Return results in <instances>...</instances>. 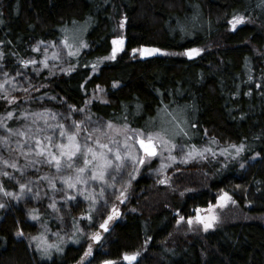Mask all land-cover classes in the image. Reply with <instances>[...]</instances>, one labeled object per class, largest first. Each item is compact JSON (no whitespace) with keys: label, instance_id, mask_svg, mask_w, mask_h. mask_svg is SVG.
<instances>
[{"label":"trees","instance_id":"16d2710c","mask_svg":"<svg viewBox=\"0 0 264 264\" xmlns=\"http://www.w3.org/2000/svg\"><path fill=\"white\" fill-rule=\"evenodd\" d=\"M234 15L246 19L232 31ZM85 23L88 48L72 56L64 71L42 70V84L31 97L9 91L18 98L14 104L0 99V116L14 114L7 120L9 127L25 129L33 119L39 124L31 114L51 111L53 125L111 120L146 132L164 129L177 145L208 147L206 139L213 138L218 146L244 144V150L223 156L210 146L214 157L206 153L207 158L186 163L172 161L166 151V158L134 164L120 187H105L103 196L96 183L79 186L87 191L79 193L74 205L61 199L67 193L53 192L42 179L57 178L56 188L61 189L58 176L74 175V170L57 173L54 165L38 163L20 172L0 163V170L15 176L0 177L8 191L31 182L40 200L39 215L31 220L12 197L0 192V264H101L105 259L128 264L122 259L125 252L139 253L133 264H264V0H0V53L7 62L28 60L41 41L61 40L66 30ZM114 37H123L125 44L110 59ZM142 47L167 54L132 51ZM190 48L203 51L189 57L184 53ZM99 85L106 98L87 104L88 93ZM35 130L33 126L31 132ZM7 134L0 127V136ZM16 137L12 134L7 146L0 144V157L24 167ZM252 155L258 158L248 165ZM159 158L163 162L158 164ZM161 164L166 167L158 171ZM92 189L94 203L86 198ZM74 191L78 193H70ZM121 192L125 200L119 198ZM220 192L232 197L233 216L226 211V219L207 231L202 224L189 225L187 218L209 203L215 205ZM53 198L68 213L62 219L69 221L72 233L63 244L54 243L62 251L52 248L44 254L31 237L39 235L40 227L64 231L49 211ZM113 205L121 218L104 247L97 246L82 260L87 239L78 229L98 228ZM180 216L185 220L177 223ZM21 229L23 235H17Z\"/></svg>","mask_w":264,"mask_h":264},{"label":"snow or ice","instance_id":"6c2138e0","mask_svg":"<svg viewBox=\"0 0 264 264\" xmlns=\"http://www.w3.org/2000/svg\"><path fill=\"white\" fill-rule=\"evenodd\" d=\"M246 17L243 15H234L230 21V24L233 29L236 28L238 24L244 23ZM123 27V24H121ZM40 43H44L41 41ZM67 45V40H65ZM111 56L110 59H115L117 52L122 50L124 44L123 37H116L113 39ZM71 47V45H67ZM86 47L87 45H83ZM53 47L55 45L53 44ZM36 51H40L37 46ZM45 51V57L42 61L44 67H48V58H47V49ZM134 53L139 52L141 56H151L155 53H160L163 50L159 48H147L142 47L141 49H133ZM203 49L190 48L185 50V55L189 57L198 55ZM70 55H75V52L69 53ZM2 55V54H0ZM53 58L59 59V54L56 52L52 53ZM107 59V58H106ZM21 64L24 68H27L30 64H36V61L33 59L22 60ZM69 68L66 71H71ZM64 71V69H62ZM5 77H8V73H3ZM17 75H22V73L17 72ZM13 78L9 77L4 81H0V89L4 90V94L0 95V99H4L7 104L12 105L18 99L15 96H9L8 91L5 87L6 84L10 82ZM16 85L13 84V87ZM115 86V82H114ZM27 91V89H24ZM13 112L9 111L5 116H0V127L6 129L7 135L0 136V144L7 146L10 141V136L12 134L22 137V140H17V148L20 149L18 155H21L25 158L26 164L24 167H20L17 161L10 162L8 159L0 157V163L5 166H9L12 169H18L20 172H24L27 167H34L35 164L45 163L48 165H54L57 173H61L67 169L74 170V175H59L58 179L64 185L63 188H56V179L55 177L49 178L47 176L42 179L48 180V186L53 190V192L61 191L67 193L62 196V200H72L76 197L71 195L70 190H76V192L83 194V191H87V188L83 190L79 186H87L92 183H96L100 189V195L103 196L105 191V186H108V181L111 179L113 182L117 179L118 176L122 175L123 169L128 162L135 164H145L146 160L150 161L153 157L163 156L164 151L166 150L169 153V158L172 161L177 159L176 156L172 155V151L178 146L169 138L168 132L164 129H161L157 132L145 131L144 129H132L128 124H114L113 121L109 120L107 122L99 124L97 127H93L91 131L88 130V123L86 121L73 120L70 125L65 124H49L48 123V114L41 113L36 114L32 113L33 117H38L43 119L44 127H40L36 119H33L31 125H27L25 129H13L7 124V120H10L13 117ZM24 117H28L30 114L28 112L21 113ZM53 118H55L53 116ZM90 120V118H88ZM35 126V133L31 132V128ZM71 129V130H70ZM51 130L54 134L47 135ZM182 131V130H181ZM58 133V135H56ZM180 132L173 133V135H179ZM187 135V133H183ZM83 136V140H81ZM118 137H123L122 140ZM106 140L107 142H104ZM45 141L47 143L45 144ZM66 141V142H65ZM131 141V143H130ZM138 147L142 151L143 155L133 154L130 150L131 148ZM231 148L235 150L233 153L234 156L239 155L241 151L244 150V144L239 146L233 144L230 145ZM188 151H185V149ZM179 150L183 153V156L180 157L182 162H187L190 159L207 158L206 153H211L214 157L216 154L211 152V149L207 146L203 148H198L196 145H179ZM225 155L228 154L227 150H222ZM30 156L42 157L43 159H29ZM82 160V165L77 166L76 161ZM166 165L161 164L162 170ZM241 167H244L241 164ZM0 177H7L8 179H15L13 173L8 171L0 170ZM160 183H168L167 179H161ZM130 183V181H128ZM19 192L8 191L4 185L3 180H0V192L3 195L8 197H14L17 200L25 197L29 194L39 197V193L32 192V188L28 186L27 183H19ZM124 193L121 192V196ZM90 202H95V189H92V195L86 197ZM232 200V197L228 192H223L220 196L217 197V204L213 205L209 203L207 209V215H199L200 209H197V215L195 217H188L187 223L192 225L193 223L202 224L205 231L215 226V223L218 221L219 217L215 213L214 209L216 207H222L224 203ZM106 203V201H105ZM234 203V201H233ZM4 207L3 203H0V208ZM54 210H57V203L53 198V202L49 205ZM36 210H33L35 212ZM118 214V209L113 205L112 213H110L103 223L99 225L100 229L108 231V224L115 215ZM32 219H37L36 215H32ZM88 219L91 220L92 216L89 214ZM185 220L184 216H180L177 223ZM78 231H83V229H78ZM17 235H23V230H18ZM93 241H100L101 234L100 232H95L90 237ZM31 240L37 241L36 247L39 250H42L44 254H47L50 249L56 248L58 251H62L57 244H49L46 237L33 236ZM93 244L89 243L87 250L84 252V256L88 257L92 254ZM139 256L138 252L133 253H123L122 259L127 261L128 264H133ZM101 264H117L116 260L105 259Z\"/></svg>","mask_w":264,"mask_h":264},{"label":"rangeland","instance_id":"374dc122","mask_svg":"<svg viewBox=\"0 0 264 264\" xmlns=\"http://www.w3.org/2000/svg\"><path fill=\"white\" fill-rule=\"evenodd\" d=\"M243 24L244 23L238 24L235 29H237L238 27H240ZM229 28L232 31L235 30V29L232 28L231 24H230ZM88 30H89V24L85 23V24H81V25H76V26H74L73 30L71 28H69L68 30L65 31V33L63 35V39H61V40L58 39L57 41H52V42H44V43H41L40 45H38L40 51H36L35 50L37 45L34 46L33 47V49H34L33 53L34 54L30 55L29 59L35 60L36 64H30L27 68H24L23 65L21 64V62L17 63V61L15 59L13 61H11V62H9V61L7 62L5 60V58L3 59V55H0V81H4V80L8 79L9 77L13 78L12 80H10V82L8 84L5 85L8 93H9V91L19 92L18 94H20V93L28 94V96L31 97L32 96V92L36 88L35 86L36 85L39 86L40 83L42 84V82L40 81L39 76H38L39 73L42 70H46V71L61 70L72 56H75V55L81 53L83 50H86V48H88V44L86 42L87 41L86 40V33L88 32ZM114 38H116V37H114ZM65 40H67V45H71V47L66 45ZM112 41H113V39H112ZM53 44L55 45V47H53ZM124 44H125V39H124ZM124 44H123V47H124ZM83 45H87V46L84 47ZM213 45H214V47H219L220 46L218 43L217 44H213ZM113 47H114V45L112 44V48ZM123 47H122V50H123ZM45 49H47L48 67H44V65L42 63V61L44 60V57H45V51H44ZM209 49H210V47H209ZM121 51L117 52L116 57L120 54ZM53 52H56V53L59 54V59L53 58V56H52ZM71 52H75L76 54L75 55H70L69 53H71ZM155 54L166 55L167 52L162 51L160 53H155ZM110 56H111V54H110ZM5 72L8 73V77H5L3 75V73H5ZM17 72L22 73V75H17ZM13 84H15L16 86L13 87ZM24 89H27V91H25ZM0 93L3 95L4 90L0 89ZM87 96H88V98L86 100L87 104H89L90 101L95 100V99H98V100L105 99L106 95H105L104 86L99 85V86L94 87L88 93ZM41 113H47L48 114V123L49 124L52 123V121H53L52 118H53L54 115H53V113L51 111H44V112L41 111ZM41 113L38 112L37 114H41ZM39 120H40L39 125H41V127H43L44 126L43 119H39ZM89 123H88V125H89L88 130L91 131V129L93 127H97V126H99V124L104 123V122L102 120L101 121L97 120V121H92V122H89ZM22 139H23L22 137H18L17 136L15 138V141L22 140ZM118 139L122 140L123 137L118 138ZM206 140H208L209 144H210V145H208V147L211 146L212 148H214L212 150L217 151V153L222 154L223 156H225L224 152L222 151L224 149L227 150V152H228L227 155H229V156H232L233 153L235 152V150L230 147V145H232V144H227V145H220L219 144V146H218V143H217L216 139H213V138H209L208 139L207 138ZM46 143L47 142H45V144ZM206 144L207 143H204V145H202L201 147L202 148L205 147ZM177 146L178 147L176 149H174L175 153H176L174 156H176V157L178 156L177 159L182 160L180 157L183 156V153L180 152L179 145H177ZM130 150L133 152V154L141 153V155H143L142 151L139 150V149L137 150V148L136 149L135 148H131ZM185 151H188V149L186 148ZM165 152H166V150L163 153L164 157H165ZM163 156H162V158H164ZM257 158H258V156L252 155L250 161L248 162V165H250V163L252 161H255ZM81 162H82V160L76 161L77 166H81V164H80ZM160 162H163L161 160V158L158 159V164ZM134 164L135 163L128 162L126 164V166L124 167V169H123L122 175L118 176L117 179L114 182L111 179H109L108 186H105V187H109L111 190H114L116 187L119 188L120 185H118V184H121V182H120L121 179L124 178L127 174H129V172L131 171V167ZM237 181H239V180H237ZM30 183H28V186H32V184H30ZM239 186H236V187L239 188ZM19 191H20V189L18 187L15 192H19ZM222 193L223 192H220V194H218L217 197L220 196ZM71 195H74L76 197L75 199L71 200L72 201V205H74L77 202V200H79L78 197H80L81 195H79V193L75 194V191ZM58 196H59L58 193L57 194L55 193V197L57 198ZM35 197L36 196L32 195V194H29V195H27L25 197H22L19 200H17L16 198L12 197L14 203L16 205L20 206L23 209V211L25 213H27L28 218L31 219V220H35V219H32V215H36V216L39 215L38 203H39L40 200L37 197L36 198ZM119 198L122 199V200H125V196L124 195L121 196V194H120ZM2 201H3V197H2V200H0V202L3 203ZM67 203L69 204V202H67ZM215 203L217 204V200L215 201ZM230 205L231 204L229 203V201H227L226 203H224V205L222 207L218 206V207H216L214 209L215 213L219 217L218 221H220L222 219H226L225 218L226 211H227L228 214H231V216H233V214H232V207L233 206L231 207ZM207 209L208 208L201 209L199 214L202 215V216L207 215L208 214L207 213ZM33 210H36V211L33 212ZM49 211H50L51 215L54 217V219L58 220L59 225L60 224L63 225L62 227H63L64 231L62 233H60V232H58V229H54L53 228V229L49 230V232H46V228L45 227H40L41 225L38 223L39 227L41 228L40 233H39L38 236L42 235L43 237H46L47 242L49 244H54L56 242H58V244H63L65 242V239H66V234H71L72 233V227H71V224L69 223V221H67V220L64 221L62 219V218H64V214H68V213L67 212H63V210H61V208H57V210H54V209L50 208ZM107 216H105V218H107ZM105 218H104V220H105ZM119 218H121V213L118 210V214L115 215L114 218L111 221H109V224H108V231L109 232H107V234H106V232L103 229H101V231H99L100 230L99 227L98 228H94V230H91V229L83 230L82 231V235H84L86 237V239H87L86 247H88L89 243H92L93 244L92 252L97 246L103 248L104 245H105L104 241L109 237V233L111 232V229L113 228L114 224L117 223ZM61 219H62V221H61ZM218 221L215 224H217ZM103 222L104 221H101L100 224L103 223ZM35 223H37V222H35ZM95 232H100V234H101L100 241H93V240L90 239L92 234L95 233ZM59 242H61V243H59ZM36 244H37V241L33 240V244L32 245L34 247H36ZM129 253H132V252H129ZM78 264H82V263L79 262Z\"/></svg>","mask_w":264,"mask_h":264},{"label":"flooded vegetation","instance_id":"af4514ba","mask_svg":"<svg viewBox=\"0 0 264 264\" xmlns=\"http://www.w3.org/2000/svg\"><path fill=\"white\" fill-rule=\"evenodd\" d=\"M106 232H109V231H106Z\"/></svg>","mask_w":264,"mask_h":264}]
</instances>
